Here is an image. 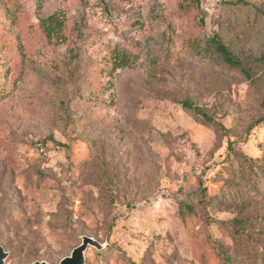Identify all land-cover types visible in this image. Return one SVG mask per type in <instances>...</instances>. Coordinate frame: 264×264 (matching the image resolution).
<instances>
[{"label":"rangeland","instance_id":"374dc122","mask_svg":"<svg viewBox=\"0 0 264 264\" xmlns=\"http://www.w3.org/2000/svg\"><path fill=\"white\" fill-rule=\"evenodd\" d=\"M261 118L264 0H0L5 264H264Z\"/></svg>","mask_w":264,"mask_h":264},{"label":"trees","instance_id":"16d2710c","mask_svg":"<svg viewBox=\"0 0 264 264\" xmlns=\"http://www.w3.org/2000/svg\"><path fill=\"white\" fill-rule=\"evenodd\" d=\"M202 24H203V20H202ZM206 43H207V46L213 52H215L222 59V61L225 64L229 65L230 67H234V68L240 69L242 71H245L243 63L230 51L228 46L225 45V43L222 41V39L217 34H215L212 38L208 39ZM181 106L183 107V109L185 111L190 113L195 118L199 119L201 122H203L209 126H214L219 131L224 129V126L220 122H218L212 115H210L206 109L197 105L192 100H190V99L182 100ZM262 123H264V118L259 119L256 122V124L254 126H252V129L258 125H261ZM39 145H41L42 147L45 148V150H47L44 142H38V144L35 143V147H36V149H38V151H39ZM183 207H184L183 211L188 212V213H192L193 208L189 203L183 204ZM235 230L237 232V228ZM90 238H92V237H90ZM92 239H94V238H92ZM94 240L97 241L98 243H100L98 240H96V239H94ZM0 245L3 246L2 243H0ZM3 248L5 249L4 246H3ZM5 251H6V249H5ZM85 264H86V262H85Z\"/></svg>","mask_w":264,"mask_h":264},{"label":"water","instance_id":"95a60500","mask_svg":"<svg viewBox=\"0 0 264 264\" xmlns=\"http://www.w3.org/2000/svg\"><path fill=\"white\" fill-rule=\"evenodd\" d=\"M90 247H96L102 249V245L92 238L84 237L83 243L75 248L72 254L64 258L60 264H85V253ZM9 254L5 251L2 245H0V264H5ZM33 264H49L47 262H35Z\"/></svg>","mask_w":264,"mask_h":264},{"label":"built area","instance_id":"2783aa9c","mask_svg":"<svg viewBox=\"0 0 264 264\" xmlns=\"http://www.w3.org/2000/svg\"><path fill=\"white\" fill-rule=\"evenodd\" d=\"M39 152L42 154V155H45L46 154V150L44 147H42L41 145H39Z\"/></svg>","mask_w":264,"mask_h":264}]
</instances>
